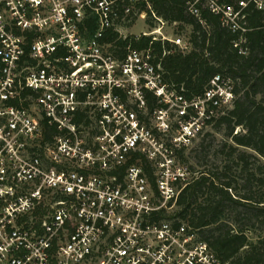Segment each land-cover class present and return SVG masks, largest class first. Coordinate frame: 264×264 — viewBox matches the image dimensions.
<instances>
[{"label":"built area","instance_id":"2783aa9c","mask_svg":"<svg viewBox=\"0 0 264 264\" xmlns=\"http://www.w3.org/2000/svg\"><path fill=\"white\" fill-rule=\"evenodd\" d=\"M152 1L0 0V264H228L164 217L199 179L186 150L232 109L233 82L215 75L188 98L150 50L104 43L190 52ZM184 7L201 26L217 16L239 54L264 15V0ZM139 23L150 31L133 34Z\"/></svg>","mask_w":264,"mask_h":264},{"label":"trees","instance_id":"16d2710c","mask_svg":"<svg viewBox=\"0 0 264 264\" xmlns=\"http://www.w3.org/2000/svg\"><path fill=\"white\" fill-rule=\"evenodd\" d=\"M184 3L185 0H153L152 7L163 20L180 23L179 30L190 28V52L183 53L170 42L152 41L144 36L113 43L114 36L110 34L104 43L150 50L161 65L164 81L183 86L188 98L201 94L215 75L233 82V107L213 127H224L231 143L224 144L220 152L228 149L226 155L231 158L237 154L239 163L243 164L245 177L241 190L226 173L229 166L221 171L200 172L199 179L178 198L172 215L164 218L175 223L182 220L192 229H198L200 239L224 263L264 264V239L252 238L253 232L264 226V196L254 190L255 185L264 187V165L258 164V173L248 167L251 159L264 160V28L261 24L264 15L257 11L250 15L255 30L245 34L247 53L239 54L233 47L237 35L223 28L217 16L204 11L202 18L206 25L201 26L186 13ZM200 149L207 148L200 145Z\"/></svg>","mask_w":264,"mask_h":264},{"label":"rangeland","instance_id":"374dc122","mask_svg":"<svg viewBox=\"0 0 264 264\" xmlns=\"http://www.w3.org/2000/svg\"><path fill=\"white\" fill-rule=\"evenodd\" d=\"M146 31H150L149 26L147 27L146 25L144 26L143 24L139 23L132 31V33L139 35L141 32ZM163 31L168 36L177 34L182 38H186L189 35L190 29L184 28L182 30H179L175 27L166 26ZM129 33H131V31L128 30L125 34L129 35ZM236 131H239V129L237 128ZM225 134L226 133L224 127L218 129L216 127H211L206 129L203 135L195 140L189 147V149L186 150L185 162L197 172H214L216 171V169L221 171L229 166L230 170L226 173L236 182L235 184L237 188L241 190V186L244 182L245 177V174H243V164L239 163L237 154H234L231 158H229L226 155L228 149H225L222 153L220 152L224 144H231ZM200 145L202 146V148L207 149L205 151H200ZM239 151H245L249 154L255 155L252 151L249 150L239 149ZM258 160L259 162L253 159L249 161L248 167L255 173H258L256 171L257 166H259L258 164L264 165V160L262 158H259ZM232 162H234L233 165ZM254 190L257 192V195L264 196V187H257L255 185ZM253 234L254 236L252 238L254 241L257 240V238L264 239V226H260V228L257 229V231L253 232ZM250 235L251 234H249V236Z\"/></svg>","mask_w":264,"mask_h":264}]
</instances>
